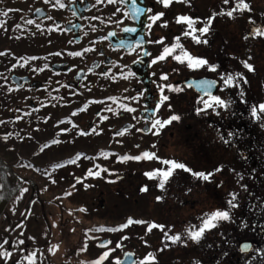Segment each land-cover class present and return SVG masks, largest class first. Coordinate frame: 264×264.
Listing matches in <instances>:
<instances>
[{
    "label": "flooded vegetation",
    "instance_id": "1",
    "mask_svg": "<svg viewBox=\"0 0 264 264\" xmlns=\"http://www.w3.org/2000/svg\"><path fill=\"white\" fill-rule=\"evenodd\" d=\"M136 2L138 6L151 7L153 13L164 12V16L152 25L150 34L145 28L149 23L145 14H141L135 21L125 18L119 27L115 23L123 12L115 16L112 15L113 12L117 7L130 9L131 0H126L123 6L119 3H108V0H100V3L96 0H60V3L65 5L63 8L52 7L56 0H49L48 3H45V0H0V21H4L0 24V52L4 53L0 56V72L5 73L3 78L7 73L10 74V79L0 80V120L10 121V167L26 179L7 204V229H0V244L7 239L8 251L13 254L6 262L0 257V264H16L17 260H20L21 264H31L23 259L31 252L36 253L35 264H72V259L68 257L54 262L55 257H49L45 251L42 253L43 244H47L46 239L52 231V224L56 225L57 218L70 212L65 208L67 205L62 203L63 200H69L72 204L78 200L86 201L88 213L92 212L94 178L88 176L77 183L76 177H85L96 151L99 154L119 152L127 150L126 147L129 146L139 151H151L162 160L166 158L161 155L164 152L170 154L168 159L180 160L178 156L184 157L188 153L184 149L194 151L196 137H200L197 139L201 147L199 152H202L205 159H211V153L215 158L221 157L223 152L233 153L232 150L237 154L238 147L242 144L239 142L240 134L245 132L249 135L245 141L247 153L241 159L236 157L234 161L233 174L237 185L234 193L237 194V200L243 199L246 201L245 205H248L251 227L246 237L259 238L258 235H262L257 228L262 226L264 229V139L256 140L252 120L248 119L246 123L242 121L246 114L244 111L239 112V98L233 92L230 95L226 92L224 95V99L234 101L228 109H224V113L218 108L219 116L211 109L197 114L195 109L203 107L202 103H197L200 96L194 92L193 86L186 87L188 79L211 76L218 81L214 95L219 94L222 83L219 74H233L238 56L254 50L252 34L240 32L239 20L245 25L249 21L248 17L257 11H237L233 13L232 18L217 15L208 33L201 36V40L206 39L207 43L197 44L191 37L181 35L186 30V24H177L175 17L189 15L192 18L199 17L203 22L213 12L219 13L221 9L228 11L235 7L236 0H229L228 5H224L223 0H173L167 8L157 4L155 0ZM245 2L253 8L252 0ZM37 8L40 12L35 11ZM30 19L35 23L28 24ZM164 21H168L166 27L162 26ZM36 24L41 27L36 28ZM125 26H135L137 31H121ZM201 26L203 23L194 25L197 29ZM110 32L115 35H109ZM196 35L200 34L197 32ZM176 36H180L179 42L185 50L193 56L206 58L210 64L218 65L217 70L209 71L206 67L189 70L186 64L178 63L171 55L165 60L151 64V58L162 51L164 44L175 42L173 38ZM245 36L248 38L245 39ZM160 37L165 38L164 44L142 45L151 53L150 57H144L138 47L134 51H129L127 47H118L121 40L127 44L140 39L155 41ZM85 49L92 50L85 52ZM72 51H79L82 55L72 56L69 54ZM58 52L61 54L56 55ZM174 54H180V49L175 50ZM137 55L140 60L133 64L132 61L136 60ZM32 57H36V60H32ZM17 62V67L11 69V65ZM45 64L48 65L46 69ZM125 66L136 72L135 77L128 75ZM35 68L44 70L37 72L34 71ZM103 72L108 75H102ZM161 73H167V81L160 80ZM14 74L25 79L15 80ZM165 83L179 86L183 90L165 89L164 94L169 99L163 102L156 115L153 116L150 111L145 112V104L155 108L153 101L159 99L156 85ZM17 85L20 87L17 88ZM9 87L12 91H8ZM142 90H146V100L126 99ZM121 105L135 108L136 111L129 112ZM98 112L108 119L101 120L96 115ZM172 115H178L180 119L159 128L158 134H153L156 129L136 131L138 128H151L153 119L163 120ZM64 128L69 131L61 132ZM93 128L96 129L95 132H92ZM81 130L91 134L78 135ZM229 131L237 135L233 136L229 144H225L220 136L223 135L227 139ZM116 132L122 135H114ZM88 137L93 142L95 140V145L84 144ZM53 140L58 143H52ZM101 141L104 145H99ZM180 145L184 147L183 150L175 148ZM96 146L98 149L94 151ZM20 148L24 149V153ZM78 153L82 155L76 160ZM63 154L66 155L62 157ZM68 160L76 162L68 164ZM239 161L245 169L242 172L241 184L246 185L244 189L247 193L243 196H239L238 192ZM58 164L64 166L54 167ZM156 164L158 163H152L153 171L168 167H158ZM145 165L146 162L141 163V166ZM217 168L220 171H216ZM178 170L173 172L167 182L169 195L166 198L185 203L191 199L195 182L202 180L191 181L189 176L186 180L184 177L179 178L176 176ZM180 171L189 173L183 169ZM222 173L221 166H214L215 175L221 177ZM125 177L124 174L121 179ZM17 184L18 180L13 179L11 174L7 175V191L14 189ZM85 184L88 186L85 187ZM141 187L143 186H139V190ZM153 187L154 184L148 186L146 193ZM155 187V190H158L157 184ZM218 187L217 182L210 181L203 190L209 191V198L217 200L221 197ZM21 188H27L28 191L22 193ZM47 192L51 193L48 198L44 196ZM100 195H104V190L100 191ZM18 196L20 199H17ZM1 197L0 181V199ZM99 204L100 207L104 206L103 199H100ZM52 209L55 211L48 212ZM236 226L238 228V223ZM19 240H23L24 244H19ZM20 249H24V252L21 253ZM205 250L209 255L202 258L201 264H264V240L257 242L255 251L239 259L235 253L232 254L227 263L222 262L220 258L221 244L214 245L210 242L205 246ZM258 254H262V258H256Z\"/></svg>",
    "mask_w": 264,
    "mask_h": 264
},
{
    "label": "snow or ice",
    "instance_id": "2",
    "mask_svg": "<svg viewBox=\"0 0 264 264\" xmlns=\"http://www.w3.org/2000/svg\"><path fill=\"white\" fill-rule=\"evenodd\" d=\"M49 0H45V3H48ZM97 3H100V0H96ZM155 2L157 4L162 5L163 7L167 8L169 7L172 3L173 0H155ZM176 2H180V0H176ZM184 2H187V0H184ZM108 3H119L120 5H125L126 4V0H108ZM223 4L224 5H228L229 4V0H223ZM60 7L63 8L65 5L63 3H60V0H56V3L52 5V7ZM245 10L250 11V6L248 3L245 2V0H236L235 3V7L231 8L228 11H225L224 9H221V11L219 13L213 12L205 21L201 22L199 17L196 18H192L189 15H177L175 17V22L177 24H186V30L181 34L183 36H189L191 37V39L199 44V43H207V40H201V36H203L204 34L208 33L209 28L213 22V19L217 16V15H227L229 18L233 17V13L234 12H243ZM11 11V10H9ZM36 12H40V9L37 8L35 10ZM123 12V15L120 17V19L116 20L115 23L117 24V26L119 27L122 23L123 20L125 18H128L132 21H135L137 19L140 18L141 14H145L146 15V19L149 23H147L145 25L146 30H149V34H150V29L152 27V25L161 19V17L164 16V12H155L153 13V9L151 7H141L137 5L136 0H131V5H130V9L129 8H122V7H117L115 12H113V16H115L117 13ZM75 11H73V15H75ZM47 19H51V17H47ZM4 21H0V24H3ZM28 24H34L35 21L33 20H28L27 21ZM197 23H203V26L199 27L198 29L196 27H194V25H196ZM249 23H254V21L249 18ZM168 24V21H164L163 25L164 27H166ZM36 28H40L41 25L40 24H36L35 25ZM17 27H19V25H17ZM75 27V26H73ZM95 30V29H93ZM121 31L124 32H128V33H135L137 31L135 26H125L123 28L120 29ZM199 33L200 35H196V33ZM252 35L254 36H262L264 37V30H261L260 28H255L252 30ZM109 35H115L114 32H110ZM248 37L245 36V39H247ZM175 42L171 43L170 45L164 44V37H160L158 40L155 41H145L143 39L140 40H136L135 43L132 42H128L126 44V42L124 40H121L119 42L118 47H127L129 49V51H134L137 47L139 48L140 52L142 53V55L144 57H150L151 53L148 52L147 50H145L142 45L144 43H155V44H164L162 51L151 58L150 63L151 64H156L158 61L161 60H165L169 55L172 56V58L177 61L178 63L181 64H186V67L189 70H197V69H201V68H207L209 71H213L215 72L218 68V65L216 64H210L208 62V60L206 58H202V57H198V56H193L190 52H188L187 50H185L183 48V45L179 42L180 41V36H176L173 38ZM72 41H69V43H71ZM180 49V54H174L175 50ZM89 50L92 49H85L84 51L87 52ZM61 53H56V55H60ZM72 56H80L82 55L81 52L79 51H72L69 53ZM4 55L3 52H0V56ZM32 60H36V57H32ZM140 60V56L137 55L136 60H133L132 63H137ZM19 62H17L16 64H12L11 65V69H15L17 67V64ZM243 65L245 68H247L249 71L253 70V66L249 63H247L246 61H242ZM20 67H23L24 65H19ZM128 69V75L135 77L136 72L133 71L132 68L125 66ZM48 68V65L45 64L44 65V69ZM11 69H9V71H11ZM44 69L41 68H35L34 71H43ZM71 71V69L69 70ZM89 71H92V69H89ZM109 71H111V69H109ZM175 71V69H174ZM102 75L107 76L108 73L107 72H103ZM153 75H155V73H153ZM220 79L223 82L222 85V90L223 88H232L235 87L236 89H238V97L241 103H247V100L245 99V92L243 90V88L240 86L241 85V81H243V83H247L246 78L243 76L242 73L240 72H236L234 75L233 74H225V73H220ZM127 78V77H125ZM160 80L162 81H167L168 80V75L167 73H161L160 75ZM153 83H155V81H153ZM217 84V81L215 80H208V79H204L199 81L198 83V87L202 89L204 96H206L207 98H204V96H200L197 98V103L203 104V107H197L196 113L200 114L202 112H205L208 109H211L212 112L219 116L220 112L217 111L218 108L220 109H228L229 106L234 103L233 100L231 99H224L222 98L220 95H214L211 92V88L213 86H215ZM20 85H17V88H19ZM65 87H71V85H65ZM156 88L158 90L159 93V99H154V104H155V108H150L147 104L144 105V111L145 112H151L153 116L156 115V112L160 109L161 105L163 104L164 101H167L169 99V97L167 95L164 94L165 89H168L169 91H182L183 89L180 88L179 86L173 85V84H157ZM8 91H12V88L9 87ZM125 91H127V89H125ZM114 99V98H113ZM126 99H131L133 101H137L140 99H147L146 96V90H142L137 92L136 95L131 96V97H126ZM122 108H127V110L129 112H134L136 111L135 108H131L128 107L127 105H121ZM170 107V106H169ZM109 111H112V109H109ZM250 116L253 120L255 121H260V127L264 128V102H259V103H253L250 106ZM73 115H75V113H73ZM101 120H106L108 119V117L106 116H101L100 113L98 112L96 114ZM17 119H20V117H17ZM147 119V118H145ZM180 117L178 115H172L167 119H153L151 121V128H138L136 129V131H152V129H156L155 132H153V134H158L159 132V128L164 127L165 125L169 124L171 121L173 120H179ZM70 122V121H69ZM0 123H3V121H0ZM69 129L64 128L61 129V132H68ZM96 129L93 128L92 132H95ZM91 133L89 132H85L84 130H81L78 135H89ZM10 135V134H9ZM57 135H60V133H57ZM114 135H122V133L120 132H116L114 133ZM234 135H237V133H234L232 131L227 132V139L221 135L220 139L225 143V144H229L233 138ZM5 140L8 139V135H5L4 137ZM52 143H58V141L53 140ZM137 147H139V145H137ZM82 154H77L76 156V160H78L80 158ZM100 155L102 156H107V153L101 152ZM142 158H155L157 160H160L159 157H157L155 155V153L152 152H148L145 151L143 152L141 155H134V156H120L117 157L118 160L123 161V160H127V159H132V160H136L139 161ZM88 159H92L91 157H88ZM76 160H68L66 161V163L68 164H74L76 162ZM162 164L164 165H168V167L166 169H157L155 171H148L145 172L144 175L149 177L150 179H153L156 177L157 173L159 174V184L157 185V187H159L160 189H164L165 184L169 181V179L171 178L173 172L176 169H183L187 172H190L193 176L198 177V178H202L205 181H208L210 179V177L212 176L211 172L205 173V172H193L192 169L187 168V166L184 163H178L175 160L172 159H164L161 161ZM54 167H63V165H54ZM97 168H100L99 165L96 166ZM102 171H108V169L104 168L101 169ZM101 170H97V171H93L92 168H89L86 172L85 177H76V182L80 183L82 182L83 179H86L88 176H92V177H98L101 175ZM216 171H220L219 168L216 169ZM55 181H53L54 183ZM88 185L85 184V187H87ZM74 187V185H73ZM241 187H245L246 185H241ZM141 191H147V186H143L140 189ZM20 191L23 192H27L28 189L27 188H21ZM188 191L190 192L191 189H188ZM65 195H70V193H65ZM229 199L226 201V208H217L214 209L213 211H211L210 213H205L201 219H200V223L199 225H188L187 227H185L181 232H176L175 234H169V231L171 230L172 226H168L169 231H165V226L163 224H156V223H149L147 225L148 231H151L153 228H158L163 232V239L165 241H171L173 243L179 241L181 243H186L187 241H192V242H199L203 236L205 235V233L207 231L212 230L213 228L218 226V223L220 221H230L231 220V213L234 209H236L237 207H239V204L237 203V194L236 193H230L229 194ZM163 197L161 196H157L156 199L159 201L161 200ZM17 199H20V197L18 196ZM81 211H86L85 209H81ZM133 223L136 224H143L145 223V221L142 220H133L132 218H128L127 221L125 223L120 224L117 227H111V228H100L97 229L98 231H108V232H116V231H120L122 229H125L127 227H129L130 225H132ZM242 227L245 225H241ZM17 227H20V225H17ZM91 231V230H89ZM186 238V239H185ZM123 239H127V237H121V240ZM9 241L7 239H5L3 241V244H0V249H3V245L8 244ZM111 241H103L101 244L98 245V247H106L108 244H110ZM19 244H24L23 240H19ZM168 245L165 244V247H167ZM123 247V245L120 243V241L116 242V246L115 248H108L106 251H103L98 258L88 262V264H102V262L106 261L112 252H114L116 250V248H121ZM248 247H250V245L248 244H241L240 245V250L241 251H245ZM87 250V246L85 245V247L83 249H80V251H86ZM21 253L24 252V249H20L19 250ZM12 251H8V250H0V257H3L5 262L11 258L12 256ZM125 258H128L127 261L121 260L120 257H113L112 258V264H145L146 261H155V256L149 252L147 253L139 262L135 261V260H131L130 258L132 257L133 253L131 252H124L123 253ZM35 257H36V253L35 252H31V253H27L23 259H26L27 261L31 262V264H35ZM16 264H21L20 260L16 261ZM194 264H200V262L198 260L194 261Z\"/></svg>",
    "mask_w": 264,
    "mask_h": 264
},
{
    "label": "rangeland",
    "instance_id": "3",
    "mask_svg": "<svg viewBox=\"0 0 264 264\" xmlns=\"http://www.w3.org/2000/svg\"><path fill=\"white\" fill-rule=\"evenodd\" d=\"M259 4L262 3V0H257ZM243 28V27H242ZM240 30V28H239ZM250 52H253L249 50ZM255 56H263L260 57L257 61V63L253 66L252 75L250 76L251 80L255 84L252 85L253 90H255L256 95L255 99L252 101L253 103H259L264 102V97L261 95L258 88H263L264 91V53H260L257 51V49L254 50ZM237 72H240L245 76V72L242 69H238ZM236 73V72H235ZM254 75V76H253ZM260 79L259 81H257ZM257 81V85H256ZM257 87V88H256ZM261 99V100H259ZM259 100V101H258ZM213 129V128H212ZM259 133L264 131L262 127H260V121H258V128ZM7 128H3L0 125V154L5 155L8 159H10V148H7L8 145L5 144L2 139H4V133L6 132ZM249 135L245 134V132L241 133L239 136V142L242 143L239 145L238 150L240 153H247V146L245 145V141L247 140ZM83 141V140H82ZM95 142V140H94ZM90 137L87 138V141L84 142L85 145H89L90 143H94ZM106 144H108L106 142ZM244 144V145H243ZM95 145V143H94ZM99 145H104V142H100ZM96 146L94 148V151H96L98 148ZM177 150H183L184 147L180 145V147H176ZM79 149V147L77 148ZM20 151L24 153V149L20 148ZM185 150V149H184ZM224 150V149H223ZM233 153H235V150H232ZM164 154L168 155L169 153L164 152ZM66 154L61 155L64 157ZM194 156L193 154L190 155V157ZM223 156V155H222ZM112 161V159L110 160ZM147 167H150L148 165H145L144 167H140L139 165H133L129 172L133 174V185L126 188V192L129 193V195L124 193H119L118 187L110 186L104 188L106 193L104 194L105 197V204L102 208H98V205H95L92 209V212L84 215L82 213L84 212H75L76 205H73L69 200H63L62 203L72 206V210L74 211V219H71L69 221V224H64V226L60 229V224L53 225L51 227V232L49 234V237L47 239L48 242H51V244H43L44 250H47V254L49 257H55L53 260L54 262H59L62 258H65V252L66 250H71V248H74L77 246L76 240L81 241L82 245H80L78 241V248L74 252L75 256H78L79 261L77 264H81L80 259L85 260H92L98 258V256L103 252L106 251L108 248H115L116 242L120 241V243L123 245L121 248H116L114 252L111 253L110 257L102 262V264H112V258L113 257H121L122 252L124 249H130L132 250L136 255L138 254L143 258L147 253L150 251L148 250L149 246H153V252L152 254L155 256V254L159 257L162 256L158 252L157 254V247H159L161 244L162 246H165V244L171 245L173 242L171 241H165L163 239V232L158 229L154 228L152 231L147 232L146 231V225L143 226H130L127 229H123L116 232H108V231H89L90 235L93 238H86V233H83V228L85 226H94L96 229L100 228H107V227H115L119 223L123 222L126 218H128V215L131 218L138 219L141 218L143 220L147 219L148 221H153L157 224H163L165 226V231L167 230V227L171 224L172 221L176 222L179 219H182L185 217L186 214L189 213V210L191 207H193L195 210L194 212L199 209L200 205H206L207 202H204L203 198L204 196H195V194L190 195L191 199L197 200L195 204H193V201H188L186 206L178 205L176 207H173L172 210H169V206L173 204V202H166V201H159L158 203L161 204L159 207H156L155 204L149 202L148 196H141L139 197L138 193H136V187L140 184L138 180V173L142 172L141 170L147 169ZM119 170L123 169V166H120L118 168ZM127 170V169H126ZM128 171V170H127ZM264 171V170H263ZM98 183L97 179L95 180L94 184ZM151 184V183H150ZM97 187V186H96ZM52 188V187H51ZM99 188H102V184L99 185ZM101 190V189H100ZM124 190V189H123ZM59 191H57V194ZM97 191L93 194V197L95 196L94 202H97ZM151 195V194H150ZM46 198L51 196V193L47 192L44 195ZM43 196V197H44ZM74 203V202H73ZM96 204V203H94ZM170 204V205H169ZM208 204V203H207ZM181 208V209H179ZM179 209V210H177ZM55 211L54 209L48 210V212ZM173 217V218H170ZM66 218V217H65ZM64 218V219H65ZM196 217L193 216L194 220ZM4 217L2 218V220ZM183 228H180L177 231H169V234H175L176 232H181ZM121 237H127V239L121 240ZM80 238H82L80 240ZM103 238H108L111 243L106 247H98L97 241L101 240ZM186 239V238H185ZM43 240L41 241V243ZM160 245H159V244ZM178 249L179 248H188V242L181 243L179 241L175 242ZM55 244V245H54ZM87 246L86 251H80L79 247L83 246V248ZM80 247V248H81ZM82 249V248H81ZM199 251V248L196 249V252ZM72 253V252H71ZM165 259V258H164Z\"/></svg>",
    "mask_w": 264,
    "mask_h": 264
},
{
    "label": "water",
    "instance_id": "4",
    "mask_svg": "<svg viewBox=\"0 0 264 264\" xmlns=\"http://www.w3.org/2000/svg\"><path fill=\"white\" fill-rule=\"evenodd\" d=\"M0 169H1V176H2V178L4 177V175H5V171H6V170L10 171V168H9V166L7 165L6 161H4V159H2L1 157H0ZM13 176H14V175H13ZM6 203H7V199H4V200L1 201V203H0V212H1V210L3 209V207L5 206ZM241 244H248V245H250V242H249V241H244V242H242ZM241 244H240V245H241ZM248 248H249V247H248ZM130 259H131V260H135L134 257H133V255H132V257H131ZM122 260L127 261L128 258H125V257L123 256Z\"/></svg>",
    "mask_w": 264,
    "mask_h": 264
}]
</instances>
